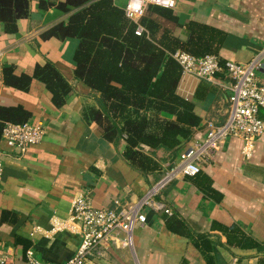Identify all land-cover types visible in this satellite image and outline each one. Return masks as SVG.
Returning <instances> with one entry per match:
<instances>
[{"label": "crops", "instance_id": "1", "mask_svg": "<svg viewBox=\"0 0 264 264\" xmlns=\"http://www.w3.org/2000/svg\"><path fill=\"white\" fill-rule=\"evenodd\" d=\"M42 1L51 5L40 11L38 0H29V14L17 20L11 38L5 37L0 25V67L12 65L15 74L30 75L35 65L48 60L70 90L64 103L55 107L41 82L32 79L27 92H21L4 86L0 73V105H21L31 114L29 121L43 128L42 139L24 151L0 143V213L9 212L0 221V253L7 254L9 264H25L23 241L27 240L36 258L60 262L75 251L79 236L64 230L49 232V219L66 217L75 194H84L94 207L118 208L149 194L169 213L142 206L146 220L132 229L133 248L105 242L96 250L98 264H207L193 242L196 235L221 243L215 248L224 264H257L264 253L224 247L217 225L234 224L264 244V134L254 140L249 157L241 153V138L228 136L200 161L196 175L184 176L178 169L179 154L204 137L206 121L218 124L227 117L225 75L219 72L211 79L180 75L176 93L193 102L199 125L179 148L171 167L168 154L156 150L161 172L156 178L144 176L122 159V141L115 145L104 139L87 116V109L95 106V93L73 76L75 40L40 37L67 16L55 7L63 0ZM125 1L113 0L119 8ZM171 9L181 25L194 20L224 31L220 58L264 62V0H174ZM174 33L183 37L180 26ZM255 78L264 85V65L255 70ZM202 80L209 90L198 99L195 91ZM165 176L166 182L151 192ZM33 230L37 231L31 235Z\"/></svg>", "mask_w": 264, "mask_h": 264}, {"label": "trees", "instance_id": "2", "mask_svg": "<svg viewBox=\"0 0 264 264\" xmlns=\"http://www.w3.org/2000/svg\"><path fill=\"white\" fill-rule=\"evenodd\" d=\"M28 3L29 0H0V25L5 37L11 38L17 32V20L28 16ZM50 5L42 0L37 2L40 11ZM55 7L67 16L40 37L75 40L73 76L95 93V106L87 109V116L100 128L104 139L115 145L122 141L121 156L131 169L158 177L161 171L156 150L168 154L171 167L177 151L200 122L193 102L176 93L181 70L171 54L176 50L196 57L214 54L222 64L225 59L219 57L218 51L226 33L194 20L181 25L171 8L154 4H148L136 22L126 18L113 0H63ZM137 24L143 28L140 34L134 32ZM179 26L183 37L174 33ZM0 73L4 86L21 92H27L32 79L41 82L55 107L64 103L70 90L65 78L48 60L35 65L30 75L15 74L13 66L6 64L1 65ZM208 85L202 80L195 97L202 98ZM30 117L19 104L0 105V143L5 122L22 123ZM5 214L9 212L0 213V221ZM217 227L225 238L224 247L264 253V244L236 225ZM193 242L207 264H224L215 248V244L221 243H210L205 235H196ZM28 246L29 242L23 241V249ZM207 251L212 254L206 255ZM257 264H264V257H258Z\"/></svg>", "mask_w": 264, "mask_h": 264}, {"label": "built area", "instance_id": "3", "mask_svg": "<svg viewBox=\"0 0 264 264\" xmlns=\"http://www.w3.org/2000/svg\"><path fill=\"white\" fill-rule=\"evenodd\" d=\"M148 4L173 8L174 0H126L122 10L126 18L136 22ZM143 28L137 24L134 32L140 34ZM181 70V74H194L202 79H211L216 73L223 71L227 78L226 88L228 114L222 123L211 120L205 123V133L201 140L195 141L178 156L179 172L184 176H194L199 172V163L212 153L213 149L228 136L241 138V153L249 157L254 140L264 134V85L258 84L255 70L263 67L264 62L251 58L246 63L225 59L220 64L214 54L201 57L193 56L185 51L176 50L171 54ZM43 128L39 123L25 121L22 123L5 122L1 129V138L7 147H16L24 151L28 145L38 143L42 139ZM2 165L0 162V181ZM158 181L152 188L154 192L166 182ZM142 206H151L169 213L167 208L151 200L146 194L136 204L125 208L94 207L88 198L75 194L70 201L66 217L52 216L49 219V232L68 231L78 234L79 240L75 251L66 259L52 263L39 260L33 250H24L25 264H98L97 248L103 243H112L117 247L133 248L132 229L136 224H143L145 214ZM33 230L30 234H34ZM9 257L0 253V264H9Z\"/></svg>", "mask_w": 264, "mask_h": 264}, {"label": "water", "instance_id": "4", "mask_svg": "<svg viewBox=\"0 0 264 264\" xmlns=\"http://www.w3.org/2000/svg\"><path fill=\"white\" fill-rule=\"evenodd\" d=\"M163 182V179H161L159 182H158V184H160V183H162Z\"/></svg>", "mask_w": 264, "mask_h": 264}]
</instances>
